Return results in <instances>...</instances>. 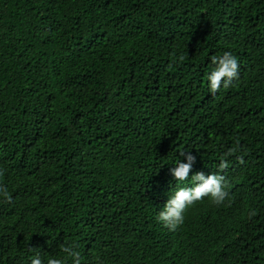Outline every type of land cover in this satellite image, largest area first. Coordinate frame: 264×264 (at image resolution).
Here are the masks:
<instances>
[{
  "label": "trees",
  "instance_id": "16d2710c",
  "mask_svg": "<svg viewBox=\"0 0 264 264\" xmlns=\"http://www.w3.org/2000/svg\"><path fill=\"white\" fill-rule=\"evenodd\" d=\"M182 150L230 196L171 231ZM0 167V264H264V0H0Z\"/></svg>",
  "mask_w": 264,
  "mask_h": 264
},
{
  "label": "clouds",
  "instance_id": "9594fccd",
  "mask_svg": "<svg viewBox=\"0 0 264 264\" xmlns=\"http://www.w3.org/2000/svg\"><path fill=\"white\" fill-rule=\"evenodd\" d=\"M210 63L212 67L206 76L210 94H216L222 86L227 88L239 79L240 64L230 51H225L220 56H211ZM229 154L226 153L225 156ZM178 156L179 158L172 163L174 166L169 169L177 186L156 215V220L171 231H175L184 224L187 210L198 201L208 197L211 204L219 206L224 204L230 196L225 184V177L220 174L227 167L226 159L221 161L219 170L216 172L206 174L203 171H197L189 177L196 162V156L188 150L180 151ZM181 157L184 160H181ZM5 173L6 169L0 167V177H3ZM185 181H188L187 185H184ZM189 184L191 186H188ZM12 199L7 185L0 182V202L11 203ZM77 248L76 242L60 245L62 253L60 258L45 259L38 252L33 253L28 259V264H82V258Z\"/></svg>",
  "mask_w": 264,
  "mask_h": 264
}]
</instances>
